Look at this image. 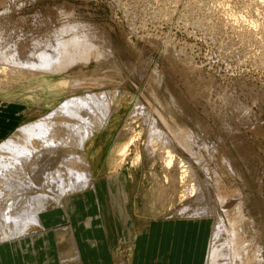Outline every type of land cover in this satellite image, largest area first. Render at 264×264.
<instances>
[{
    "label": "rangeland",
    "instance_id": "1",
    "mask_svg": "<svg viewBox=\"0 0 264 264\" xmlns=\"http://www.w3.org/2000/svg\"><path fill=\"white\" fill-rule=\"evenodd\" d=\"M64 27H75L76 34L90 42L88 51L79 54H89V59L15 85L0 106L19 107L22 116L6 118H12L16 126L36 120L71 93L115 95L117 110L105 122V133H113V138L126 135L150 117L177 158L189 162L201 184L203 204L214 209L224 226V243L231 245V232L236 231L232 234L246 245L235 250L239 256L250 254V247L256 245L264 248V0H0V42L5 40L7 47L22 42L34 50L38 40L62 42L73 35L72 31L60 35L57 29ZM54 81L56 93L48 95L46 87ZM73 84L79 88H72ZM62 85L66 88L59 90ZM38 89L45 93L30 103L18 102ZM180 133L190 138L185 150L171 139ZM99 135L86 153L88 158L97 155L93 171L101 180L112 145ZM188 152L213 171L211 178ZM131 171L133 180L126 172V183L138 238L131 243L124 241L123 233L114 232L111 264H143L140 254L146 251L152 224H162L164 216L178 222L201 212H194L199 207L192 202L189 213L180 215L185 202L177 196L179 187L167 190L156 185L160 156L154 161L145 157ZM233 187L241 202L238 218L231 223L221 209L220 197L222 189ZM207 216L200 214L199 219L210 221ZM63 226L69 223L50 230ZM158 233L161 236L162 230ZM67 239L60 237L62 253L68 252ZM50 241L45 246L37 240L24 255H0V264L3 258L6 264H57L56 244L52 248ZM251 242L256 244L253 248ZM163 248L160 259L170 264L171 252L166 245Z\"/></svg>",
    "mask_w": 264,
    "mask_h": 264
},
{
    "label": "bare ground",
    "instance_id": "2",
    "mask_svg": "<svg viewBox=\"0 0 264 264\" xmlns=\"http://www.w3.org/2000/svg\"><path fill=\"white\" fill-rule=\"evenodd\" d=\"M68 31H72L73 35L64 37ZM57 32L63 35L64 41L56 43V38L38 40L34 50L22 42L17 46L9 45V47L6 46L5 40H3L5 43L0 42V101H6L14 86L25 82L26 79H39L45 74H56V71L60 72L67 65L89 59V54L83 57L79 54L80 51H88L90 42L78 36L75 27L58 28ZM65 86L62 85L58 89L63 90ZM73 86L78 87L76 84H73L72 88ZM46 88L48 95L55 94L56 81ZM40 90L22 96L18 102L30 103L33 97L37 98L40 93H45ZM114 96L109 93L93 94L91 91H85L82 95L71 93L63 97L60 102L55 101L52 111L43 117L17 126L0 142V248H12L16 243L26 242L27 238H38V235L41 237L46 225L59 223L57 225L61 228L63 223H68L69 216L72 217L71 214L74 212L67 207L69 202L87 193L94 196L97 213L95 217L99 222L97 227L102 228L99 210L100 194L96 184L97 177L93 171L97 155L88 158L86 153L88 144L97 138L96 134H100L101 141L107 138V143L110 142L112 145L105 162L106 181L126 184L128 181L126 172L129 179L133 180L131 170L139 167L145 157L154 161L155 157L160 156L161 174L159 177L154 176L156 185L160 189L166 187L167 190L169 187L176 190L177 186L179 187L177 196L179 195V199L185 202L179 210L180 215L189 213L192 202L199 207L194 212L201 211L179 221L194 224L209 223L211 233L202 264H263L262 245L260 248L251 242V246L254 244L257 247L246 249L250 254L241 257L235 253V250L238 251L246 245L238 240L236 234H232L236 231L231 232L230 235L234 242L231 245L224 243V226L214 215V209L212 207L208 209L207 205L203 204L204 194L200 190L201 184L188 166L189 162H184L182 157L177 158L166 137L161 134L162 137L160 130L150 121V117L147 118L148 114L142 124L140 123L139 129L137 127L126 135L121 133L118 134L119 137L113 138V133L108 134L107 131L105 133L104 127L107 124L105 122L111 117V113L117 110L113 101ZM142 135H144L143 144ZM172 137L171 139L176 140L183 149L188 148L190 138L187 134L180 133L179 136L173 134ZM190 154L211 178L213 171L202 166L203 162L192 155L193 153ZM152 176L153 174L149 175V178ZM107 187L109 188L108 184ZM221 195V209L232 223L238 218V204H240L238 190L234 187L229 191L222 189ZM200 214H208L210 221L207 218L200 220ZM167 221L169 220L164 216L163 222ZM37 228L40 232L34 231ZM53 232L58 238L57 263L82 264L71 227L67 226ZM62 236L68 238L67 253H62L59 247ZM119 264L125 263L121 261Z\"/></svg>",
    "mask_w": 264,
    "mask_h": 264
},
{
    "label": "crops",
    "instance_id": "3",
    "mask_svg": "<svg viewBox=\"0 0 264 264\" xmlns=\"http://www.w3.org/2000/svg\"><path fill=\"white\" fill-rule=\"evenodd\" d=\"M21 116L22 112L19 107L17 110L12 105L0 106V141L18 126L15 125L12 118L7 119L6 117L19 119ZM96 184L100 194L99 210L102 218V228L97 227L99 222L95 217L97 213L94 207V196L91 193L69 202L70 204L67 207L74 212L71 214L72 217L69 216L68 223L78 246L81 263L111 264V251L114 246L112 244L114 240L111 236L114 235V232L118 235L123 233L125 236L124 241H130L131 243L138 236L137 232L134 233L133 231L127 183L123 184L118 181L114 183L113 181H106L103 177L101 180L96 179ZM57 224L46 225L41 237L38 235L39 237L36 236L38 238H27L26 242L16 243L12 248H0V255H5V253L24 255V251L30 249V244L35 245L37 240H40L46 246L49 237L52 243L50 244L53 245L51 247L55 248L54 230L50 229ZM152 225V230L148 232L146 237L148 239L146 251L144 254H140V261H143V264H167L165 263L166 259H160V251L164 250V245L171 252L170 264H178V261H181V264H202L210 234V227L207 223L197 222L194 224L187 221H178ZM197 229H199V232H197ZM160 230H162L161 236L158 233ZM34 231L40 232L38 228ZM111 232L113 233L111 234ZM93 240H95V243ZM155 256L158 259L156 263H154ZM45 259L47 260V258ZM4 261L6 262L5 258H3ZM5 262L3 264H6ZM139 263L136 261L132 264Z\"/></svg>",
    "mask_w": 264,
    "mask_h": 264
}]
</instances>
